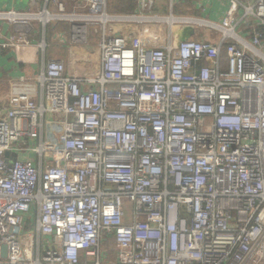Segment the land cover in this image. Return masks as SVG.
<instances>
[{"label": "built area", "instance_id": "built-area-1", "mask_svg": "<svg viewBox=\"0 0 264 264\" xmlns=\"http://www.w3.org/2000/svg\"><path fill=\"white\" fill-rule=\"evenodd\" d=\"M48 1L0 19L94 28L99 59H48L0 100V264H264V0Z\"/></svg>", "mask_w": 264, "mask_h": 264}, {"label": "crops", "instance_id": "crops-1", "mask_svg": "<svg viewBox=\"0 0 264 264\" xmlns=\"http://www.w3.org/2000/svg\"><path fill=\"white\" fill-rule=\"evenodd\" d=\"M59 1L63 3L65 11H86L81 0ZM155 1L157 12L168 13V0ZM206 1V11L202 12L203 15L215 18L216 14H222L225 8L223 3L218 0ZM175 3L182 6V9L186 6L187 9L195 12L194 14L201 12V9L195 7L194 0H179ZM41 6L42 3L32 6L30 0H0V11H28L36 10ZM46 7L51 11H57L55 3L51 0ZM109 9L114 12H131L134 9V2L133 0H109ZM19 39L26 40L29 44H22V40ZM74 39L72 23L66 20H55L43 26L35 19L25 24H14L0 19V100L8 97L11 82L14 79L20 75L27 78L34 77L48 59L62 60L67 70L72 73H80L86 68L96 67L99 59V53L95 47L98 40L96 30L87 28L84 41ZM41 40L45 42L43 53L35 47V44Z\"/></svg>", "mask_w": 264, "mask_h": 264}, {"label": "rangeland", "instance_id": "rangeland-1", "mask_svg": "<svg viewBox=\"0 0 264 264\" xmlns=\"http://www.w3.org/2000/svg\"><path fill=\"white\" fill-rule=\"evenodd\" d=\"M185 9H182V6H180V5H175V7H174V9H173V13H175V14H186V13H188V14H194L195 12H193L192 10H190V9H187V7L185 6L184 7ZM167 12H169V10L167 11ZM197 14H199V15H203L201 12H198ZM203 28H205V27H203ZM202 28V29H203ZM205 29H207V28H205ZM195 33H198V32H201V29L200 28H198V27H195ZM204 30V29H203ZM209 30V29H208ZM210 31V30H209ZM166 34H167V31H164V32H161V33H159V35H158V40H159V42H160V40H164L165 39V37H166ZM108 245V243H106V246ZM104 248H106V247H104ZM111 254H113V252L110 250L109 251Z\"/></svg>", "mask_w": 264, "mask_h": 264}, {"label": "water", "instance_id": "water-1", "mask_svg": "<svg viewBox=\"0 0 264 264\" xmlns=\"http://www.w3.org/2000/svg\"><path fill=\"white\" fill-rule=\"evenodd\" d=\"M193 33V28L191 26H187V27H184L181 32H180V35H179V39L180 41H183L185 40L186 38H188L190 35H192Z\"/></svg>", "mask_w": 264, "mask_h": 264}, {"label": "trees", "instance_id": "trees-1", "mask_svg": "<svg viewBox=\"0 0 264 264\" xmlns=\"http://www.w3.org/2000/svg\"><path fill=\"white\" fill-rule=\"evenodd\" d=\"M156 9V11H158V9L157 8H155ZM260 31H262V32H264V28H262V27H257Z\"/></svg>", "mask_w": 264, "mask_h": 264}]
</instances>
